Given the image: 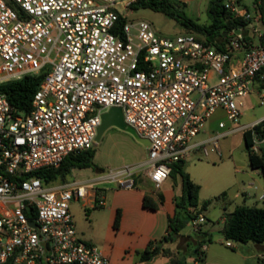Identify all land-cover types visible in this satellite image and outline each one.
Masks as SVG:
<instances>
[{
	"label": "built area",
	"instance_id": "obj_1",
	"mask_svg": "<svg viewBox=\"0 0 264 264\" xmlns=\"http://www.w3.org/2000/svg\"><path fill=\"white\" fill-rule=\"evenodd\" d=\"M132 1L0 0V83L45 72L28 110L0 90V264H110L99 245L79 236L71 200L94 205L104 183L132 188L136 176L158 188L173 161L196 149L222 156L219 137L239 130L250 131L252 153L264 145L257 128L264 116L239 122L254 86L264 103L255 83L264 70L258 3L251 11L240 0L223 1L245 24L218 47L194 30L161 34L145 19L117 25ZM111 106L148 139L145 160L63 181L34 172L92 147ZM217 108L226 116L219 128L191 141ZM205 219L199 212L188 223L197 231Z\"/></svg>",
	"mask_w": 264,
	"mask_h": 264
},
{
	"label": "rangeland",
	"instance_id": "obj_2",
	"mask_svg": "<svg viewBox=\"0 0 264 264\" xmlns=\"http://www.w3.org/2000/svg\"><path fill=\"white\" fill-rule=\"evenodd\" d=\"M249 1L245 0V2ZM205 3L206 0H198L189 2V4H178L179 16L168 15L150 6H125L122 8V12L129 19L149 21L161 34H176L189 30L182 22L184 17L192 18L199 23H206L210 20ZM258 26L261 27L259 24ZM197 95L196 91L192 92V97L196 98ZM244 100L245 103L241 107L242 113L239 117L240 123L251 122L264 113V103H259V91L256 86ZM225 118V111L222 108H217L191 141L205 138L210 132L219 128L218 120ZM226 122L229 123L227 119ZM218 142L223 152L222 156H218L215 152L203 155L199 149H196L190 151L183 159L185 170L195 182L200 184L199 206L205 199L212 198L207 207L201 211L206 217L201 226L211 235V240L206 242L207 257L204 261L200 260L196 264L241 262L239 251L250 252L253 249L249 244H246L247 242L234 239H229L233 246L225 244L227 239L221 232L224 224V207L230 210L238 203L264 206V199L259 195L264 186V176L260 170L253 173L249 166L243 132L239 130L221 136ZM93 148V164L82 169L74 168L68 175L70 178H83L95 175L98 170L141 162L148 155L147 146L137 140L129 131L115 125L104 130L100 138L93 144ZM104 184V188L97 192V201L94 205L83 204L81 199H75L70 202V210L79 236L99 245L109 256L110 264H120L125 258L134 257L136 259L135 249L140 248L136 244L144 240L143 234L149 232L145 227L152 221L160 222L156 218L157 214L156 217L152 214L151 208H146L148 214L144 210L145 207L142 206L139 196L140 191L146 189L147 194L158 198L157 193L161 190L166 189L167 194L169 187H175V177L170 175L161 189H156L147 178L132 187L133 190L116 186L112 182ZM224 190L232 199L231 201L216 197ZM236 192L238 194L234 196ZM244 195H246L245 200H243ZM102 196L104 204L99 203ZM117 207L121 210V217L119 218L120 223L115 227L113 221ZM181 232L194 235L189 223L183 227ZM179 244L184 252L182 257L184 256L185 263L194 264V257L190 252L193 244H189L188 249L185 248L184 239ZM172 245L177 246V242ZM131 251L132 253H130ZM162 258V254L157 255L151 264H161ZM256 262L257 257L254 256L247 263L256 264Z\"/></svg>",
	"mask_w": 264,
	"mask_h": 264
},
{
	"label": "trees",
	"instance_id": "obj_3",
	"mask_svg": "<svg viewBox=\"0 0 264 264\" xmlns=\"http://www.w3.org/2000/svg\"><path fill=\"white\" fill-rule=\"evenodd\" d=\"M255 1H258L257 6L262 12V19L264 20V0ZM178 4L182 5L184 2L178 0H134L129 6H150L168 15L179 16ZM207 10L210 20L206 23H199L188 17H184L182 22L189 30L201 33L209 42L218 47L223 45L226 32L237 27L239 23L245 24V20L242 17L232 16L230 10L225 7L223 0H209ZM126 19V15L120 13L117 25L123 23ZM44 73V71H41L35 74H25L17 79L3 81L0 83V90L6 93L12 106L18 110H28L31 106L33 94L43 79ZM255 83L258 87L264 88V70L262 71V76L260 74L255 75ZM257 128L260 135H264V121ZM243 138L248 151L250 167L260 169L264 176V146H261L259 152L252 153L249 149L252 140L250 131L243 132ZM93 156L94 148L92 146L88 149L69 153L58 166H45L36 169L34 172L44 182L68 180L71 179L68 175L74 168L82 169L91 166L93 164ZM170 175L172 177L179 175L181 178V193L173 197L174 213L168 217L167 230L161 237L150 239L144 247L135 249L136 259L139 261L148 262L157 255L162 254L168 256V261L163 264H186L185 259L182 257L184 252L178 245L173 246L172 243L184 235L181 230L189 220L206 208L212 201V198H207L199 206L198 193L200 184L195 182L185 170L183 159H178L171 163ZM136 180L140 182L143 179L136 176ZM226 195L227 192L224 190L216 197L224 199ZM157 196L158 200H154L149 194L145 193L142 204L148 208L157 209L159 203L163 200L162 192H158ZM120 213L121 210L117 207L113 221L115 227L119 224ZM223 214L224 224L221 232L227 240L234 239L241 242L264 241V206L238 203L230 210L224 207ZM193 238L194 243L190 248V252L192 255L196 253L195 260L201 259L204 254L201 247L211 240V235L208 231L199 228L194 231Z\"/></svg>",
	"mask_w": 264,
	"mask_h": 264
},
{
	"label": "crops",
	"instance_id": "obj_4",
	"mask_svg": "<svg viewBox=\"0 0 264 264\" xmlns=\"http://www.w3.org/2000/svg\"><path fill=\"white\" fill-rule=\"evenodd\" d=\"M178 1L184 2V4H189V2L198 1V0H178ZM240 1H241L242 4H244L245 6H247L248 8H250L251 11L255 10L252 7V5L254 3H258V1H255V0H250L249 2H245V0H240ZM208 2H209V0H206V3H205L206 4L205 5L206 8H207ZM263 116H264V113L260 117H258V118H261ZM250 168L253 170V173L254 172H259L258 170H260L258 168H252V167H250ZM91 176H94V175H91ZM85 177H89V176H85ZM166 181H167V179L158 188H156V189H161V186ZM104 185L105 184H103V186ZM126 189L127 190H133L134 188H126ZM165 190H161V192L163 194V200L159 203V207L157 209H151L152 210L151 212H152L153 215H155V217H156V214H157V217L156 218H158L160 220V222L159 221L158 222L157 221H155V222L152 221V222L149 223V225H147V227H145V228H147V231H149V232L143 234L144 235V240L143 241L137 242L138 244H136V246H139L140 248L144 247L146 245V243L148 242V240H150L151 238H156L157 236L158 237H161L166 232L167 225H168V217L174 213V201H173V197L175 195L181 193V178H180V176L177 175L175 177V187H169L167 189V191H168L167 194H166ZM263 192H264V186H263L261 192L259 193V195H262ZM145 193H147L146 189H142L140 191V195L139 196L141 197V203H142V200H143V195ZM237 194H238L237 192L234 193V196H236ZM150 196L154 200H158V198H154L153 195H150ZM245 198H246V195L243 196V200H245ZM224 199H227L228 201H231L232 200L230 197H228V194L225 196ZM263 199H264V197H263ZM142 206L145 207L144 210H146V212H147V210H148V209H146L147 207L144 206L143 204H142ZM147 214H148V212H147ZM120 217H121V215H120ZM200 229L204 230L201 225H200ZM183 239H184V242H185V248L186 249L189 248V246H188L189 244H193L194 243V240H193L194 238H193L192 235L190 236V234H184V235L180 236L178 238V240L176 241L177 242V245L179 246L180 249H181L182 246L179 243ZM246 244H249L253 250L250 251V252H242V251H239V254L241 255V258H240L241 259V262H226V263H215V264H248L247 262L250 261L251 258L254 257V256L257 257L256 264H264V241L263 242L247 241ZM201 248L204 251L203 258L197 259V260L194 259V264H196L200 260L201 261H204L205 258L207 257V245H206V243L203 244ZM130 253H132V251ZM162 256H163V258H162L161 264H163L166 261H168V256H166V255H162ZM195 256L196 255L193 254V257H195ZM153 259L147 262V261H139V260L135 259L134 257H131V258H125L120 264H151L153 262ZM205 262L207 263V261H205Z\"/></svg>",
	"mask_w": 264,
	"mask_h": 264
},
{
	"label": "water",
	"instance_id": "obj_5",
	"mask_svg": "<svg viewBox=\"0 0 264 264\" xmlns=\"http://www.w3.org/2000/svg\"><path fill=\"white\" fill-rule=\"evenodd\" d=\"M111 125H115L129 131L135 136L137 140L142 142L145 146L148 145V139L139 135L136 129L124 120L122 108L120 106H111L109 109H107L101 114V122L97 127L96 140H98L104 130ZM194 255H196V253H194Z\"/></svg>",
	"mask_w": 264,
	"mask_h": 264
}]
</instances>
